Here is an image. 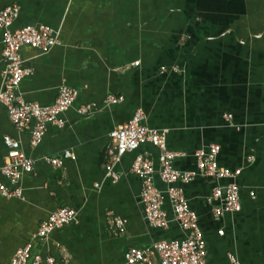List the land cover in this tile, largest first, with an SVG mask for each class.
I'll use <instances>...</instances> for the list:
<instances>
[{
    "label": "crops",
    "instance_id": "1",
    "mask_svg": "<svg viewBox=\"0 0 264 264\" xmlns=\"http://www.w3.org/2000/svg\"><path fill=\"white\" fill-rule=\"evenodd\" d=\"M14 5L20 8L15 29L45 25L60 39L47 54L22 49L25 66L34 70L20 84L23 98L49 107L62 85L79 96L65 126L49 125L37 149L0 104V182L5 136L18 139L34 161L20 183L23 198L0 196V264H12L16 251L29 244L33 254L64 264H126L130 248L183 237L168 200V229H154L145 219L142 183L131 173L136 154L115 166L119 182L107 177L109 134L139 108L144 124L169 130L171 151L187 155L176 160L177 169L196 171L195 152L217 144L220 167L242 170L236 180L197 177L184 187L208 244L207 264H230L228 254L240 264H264V0H0V10ZM2 50L0 31V89ZM110 95L124 101L108 106ZM81 106H90V113L80 115ZM65 151L76 159L64 167L45 161ZM138 153L155 162L159 156L150 144ZM234 181L242 210L215 220L208 199L214 188ZM155 184L165 189L158 175ZM60 208L74 209L79 223L34 238ZM117 217L125 220L124 230L111 222ZM152 264H159L157 256Z\"/></svg>",
    "mask_w": 264,
    "mask_h": 264
},
{
    "label": "built area",
    "instance_id": "2",
    "mask_svg": "<svg viewBox=\"0 0 264 264\" xmlns=\"http://www.w3.org/2000/svg\"><path fill=\"white\" fill-rule=\"evenodd\" d=\"M20 8L9 6L0 10V31L2 32V60L5 69L2 73L3 85L0 89V104L8 110L12 124L19 133H28L30 146L39 148L46 136L49 125L59 128L65 126L64 116L73 108L78 99L79 92L62 85L54 104L42 107L35 102H27L20 93L21 82L33 75V68L26 67L21 51L24 47H31L42 54L49 53L60 45L59 33L45 25L25 26L19 29L14 24L19 17ZM139 65V62L135 64ZM163 71L165 69H162ZM124 101L123 97L110 95L106 104L117 105ZM90 106H81L80 115L90 113ZM227 121L232 120L231 115L225 116ZM146 115L139 108L133 117L123 126L114 129L109 134L107 146L108 165L107 177L115 184L121 175L115 171V166L126 154H136L131 164V173L138 177L142 183L140 205L145 219L154 229L166 230L171 219L166 210L168 200L172 206L174 219L179 224L183 237L180 240H162L150 249L130 248L125 253L126 264H152V258L157 256L159 264H207L208 244L203 230L200 227L199 217L190 207L184 192V187L192 183L197 177L209 180H236L242 170H228L220 167L218 156L220 146L211 144L195 152L196 171H181L176 168L175 162L187 157L182 152L171 151L168 148L169 130L152 129L146 124ZM7 148L5 164L1 170L5 182H0V196L6 199L23 198L20 186L25 174L34 170V161L22 150L21 142L10 136L4 137ZM146 144L152 145L159 152L157 162L148 154H137L138 150ZM75 155L65 151L59 158H45V161L54 168L64 167L66 160H75ZM164 184L165 189H159L155 184V176ZM208 202L213 207L215 220L227 214L238 213L242 210L241 189L234 181L226 186L214 188ZM120 230L125 228V220L117 217L112 221ZM79 223L78 213L72 208H60L53 212L43 222L34 238L47 239L63 228ZM224 231L220 230L219 235ZM230 264H240L234 254H228ZM12 264H64L54 257H43L33 254L32 245H27L16 251Z\"/></svg>",
    "mask_w": 264,
    "mask_h": 264
}]
</instances>
